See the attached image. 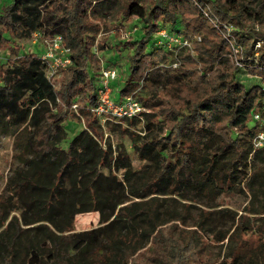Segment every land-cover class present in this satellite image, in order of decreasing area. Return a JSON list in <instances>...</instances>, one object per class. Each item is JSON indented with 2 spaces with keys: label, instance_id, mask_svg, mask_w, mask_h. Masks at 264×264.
<instances>
[{
  "label": "trees",
  "instance_id": "1",
  "mask_svg": "<svg viewBox=\"0 0 264 264\" xmlns=\"http://www.w3.org/2000/svg\"><path fill=\"white\" fill-rule=\"evenodd\" d=\"M114 7L131 29L113 47L126 58L115 97L136 95L147 111L105 124L142 125L119 126L137 166L124 142L103 140L92 113L100 70L120 60L101 66L95 52ZM162 29L190 46H169ZM34 34L60 36L70 64L56 88L41 56L0 58V141L13 140L41 104L54 108L18 179L22 216L0 230V264H264V147L254 146L255 116L264 119V0H3L0 51L14 55L15 39ZM243 72L262 82L248 86ZM152 83L162 90L142 97ZM71 115L88 129L68 142ZM123 192L129 200L115 211ZM245 192L252 202L241 213L225 202ZM115 200L110 221L72 229L77 215L105 213ZM218 218L230 227L215 230Z\"/></svg>",
  "mask_w": 264,
  "mask_h": 264
},
{
  "label": "rangeland",
  "instance_id": "2",
  "mask_svg": "<svg viewBox=\"0 0 264 264\" xmlns=\"http://www.w3.org/2000/svg\"><path fill=\"white\" fill-rule=\"evenodd\" d=\"M2 1L3 0H0V4L2 3ZM102 12L103 11H101V13ZM116 12L117 9L116 7H114L109 12H106L104 14L103 21L108 23V27L104 24L101 25L100 31L96 38L95 48V52L100 58L99 65L101 66L104 65V62L107 60H112L113 63L116 58L120 59L115 61V64H111L110 66V68H116L119 74L116 82L112 84L114 92L116 86L121 88L124 85L122 71L125 68L120 67V65H123L126 62V58H120L119 52L115 54V50L113 49V47L119 43L118 40L127 38V36H130L131 33V29L128 28L129 22L125 21V18L122 19L117 15L115 16ZM120 23L126 24L125 29H123V26H119ZM51 43L52 40H50V38H48L47 36L37 34H34L33 37L29 39H15V42L12 44L13 46H15V48L14 51L11 52L14 53V55L10 54L9 51H0V58L4 60L9 58L10 56H23L29 53H34L37 56H42L47 53L50 47L49 44ZM58 58L59 60H62L64 56L62 55ZM65 69L59 68L56 78L52 77V79L57 80L56 88L59 87V79L63 75ZM100 72H102V69L100 70ZM240 76L242 79H244L245 82L249 84L248 86H251L254 83L262 82L260 78H255L256 76L253 77L250 74L248 75L246 72L241 73ZM99 79L102 80V76L99 77ZM151 85L153 86L148 87L143 93L142 97H149L154 91L159 92L162 90V87H157L155 83H152ZM53 110L54 108L51 106V104H41L32 116L30 122L13 140L9 138H3L0 141V230L3 228V225L7 223L8 218H10L12 214H19L20 216H22V201L19 200V198L24 193V187L18 184V179L19 176L21 174L24 175L25 170L28 169L29 162L35 159V154L31 147L32 141L34 139V133L37 132V130L45 123V115H47L48 113L53 114ZM71 110L78 114L77 106L74 107L73 105ZM102 124L106 127L103 128L105 133L103 140L109 139L113 145H116L121 141L124 142L131 152V156L133 158L135 166H137L139 162L135 153H133L132 148H130V138L128 136L121 135L119 126L140 133V131L142 130V125L137 124L135 126H129L126 122H124L122 125H115L113 124V122H111L110 128H107L104 122H102ZM251 125H254V122H252ZM87 127L88 124L86 123L84 117L71 115V117H69V119L65 122V128L68 133L67 141L70 142V140H72L74 136L81 130L88 129ZM111 128H115V131L111 132ZM64 146H66V144H64ZM117 197L118 202L115 207V211L118 209V206L123 205V203L126 204V202L129 200L126 192L119 194ZM225 202L229 204L234 210L241 213L243 208H245L249 202H252V199L250 194L248 192H245L239 194L238 196L227 198ZM255 203L258 204L259 201L256 200ZM115 204L116 200L113 201V205L111 204V206L105 211V213L94 212L84 215H77L75 217V222L73 223L72 229H74V231H81L107 223L114 217V213L112 214V208ZM110 214H112L110 218L104 221L103 219H106ZM23 216L25 222H33L35 220L34 217L29 214L26 216L24 214ZM250 219V222H254L253 218ZM230 225L231 224L228 219L218 218L217 221L214 222L213 226L215 230H223L224 228H229ZM219 247V244L212 243L211 248H209L214 258L219 256L220 254ZM226 248L227 245H223L221 254H224L226 252Z\"/></svg>",
  "mask_w": 264,
  "mask_h": 264
},
{
  "label": "built area",
  "instance_id": "3",
  "mask_svg": "<svg viewBox=\"0 0 264 264\" xmlns=\"http://www.w3.org/2000/svg\"><path fill=\"white\" fill-rule=\"evenodd\" d=\"M157 35L162 39H169V46L178 45L179 47L190 46L187 40H182L181 37L169 36L166 30H160ZM164 40H161L163 42ZM49 50L46 54L42 55L43 60L48 61L49 68L47 76L49 80L52 77L56 78L58 74V69H65L70 64V59L68 57L69 50L61 45V37L57 36L52 39V43L49 44ZM56 54V55H55ZM60 54V55H58ZM64 56L62 60H59V56ZM174 64L173 67H176ZM102 80L99 82L98 88V99L99 105L92 110L96 117L101 119L105 123L106 120L110 119H132L135 117H141L142 113L147 111L143 106L142 102L138 99L136 95H127L121 99L115 97V93L112 87L113 82H115L119 74L116 68H104L102 69ZM74 107H76L74 105ZM256 120H259L262 125V129L257 133L254 138L255 148L264 147V119H261L259 115L255 116Z\"/></svg>",
  "mask_w": 264,
  "mask_h": 264
}]
</instances>
